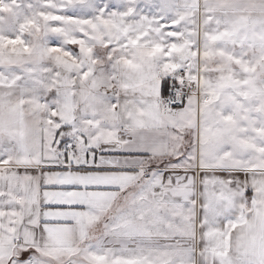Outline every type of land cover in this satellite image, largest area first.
I'll return each mask as SVG.
<instances>
[{
	"label": "snow or ice",
	"instance_id": "obj_1",
	"mask_svg": "<svg viewBox=\"0 0 264 264\" xmlns=\"http://www.w3.org/2000/svg\"><path fill=\"white\" fill-rule=\"evenodd\" d=\"M0 264H264V0H0Z\"/></svg>",
	"mask_w": 264,
	"mask_h": 264
}]
</instances>
